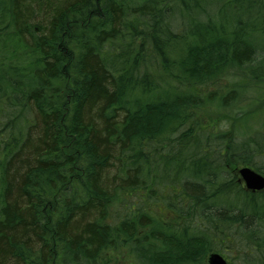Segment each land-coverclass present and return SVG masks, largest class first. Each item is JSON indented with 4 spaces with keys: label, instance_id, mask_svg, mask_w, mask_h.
Here are the masks:
<instances>
[{
    "label": "trees",
    "instance_id": "16d2710c",
    "mask_svg": "<svg viewBox=\"0 0 264 264\" xmlns=\"http://www.w3.org/2000/svg\"><path fill=\"white\" fill-rule=\"evenodd\" d=\"M263 52L264 0H0V264H264Z\"/></svg>",
    "mask_w": 264,
    "mask_h": 264
},
{
    "label": "rangeland",
    "instance_id": "374dc122",
    "mask_svg": "<svg viewBox=\"0 0 264 264\" xmlns=\"http://www.w3.org/2000/svg\"><path fill=\"white\" fill-rule=\"evenodd\" d=\"M216 5L217 2H216ZM250 13H247L246 15H249ZM261 60L262 63L264 64V52L261 55ZM223 83L219 85V89L216 91L217 95H220L222 93H224L229 87L230 84H227V81L224 80L222 81ZM263 91V90H262ZM262 93V92H261ZM258 94V93H257ZM250 95V94H249ZM262 95L264 96V92L262 93ZM245 98H246V92H245ZM249 99V98H248ZM258 99H262L264 100V97H262L261 95H257V98L255 99V102L259 105L260 102H258ZM249 101H246V99L242 98L239 102L238 101H233L231 102L230 106L228 109H226L225 111H219V110H215L214 108H211L210 106H202V108L204 107H208V108H204L203 110H201V113H197L198 118L201 119V121L204 122H211V124H214V126L218 129V128H225L227 129L229 126H234V128L238 130L239 133L244 132L246 130L247 127H256L259 126L257 125L258 119L253 116H249V119H247V122L244 124H238L239 123V118L242 117L241 115H245L246 112H248L247 106L251 105L252 103H250ZM254 105V109L250 110L251 112H249L248 114H253L256 110H260L262 109L263 111L258 115V117L262 118V113H264V104L262 105ZM211 108V109H209ZM241 125V126H240ZM230 250H233L235 247V244H229L228 245ZM226 250H228V248H225ZM121 252L118 251H110L106 256V261L107 264H135V262L128 256V254L124 251V250H120ZM245 248L242 249L240 251V253H238L236 250L233 251H228V253H226V259L228 260V264H245L244 263V258L246 257L245 255ZM221 253V252H219ZM224 254V253H222ZM256 257H250V264H254V262H256L257 258H258V254L255 255ZM255 259V260H254ZM247 262V261H246Z\"/></svg>",
    "mask_w": 264,
    "mask_h": 264
},
{
    "label": "water",
    "instance_id": "95a60500",
    "mask_svg": "<svg viewBox=\"0 0 264 264\" xmlns=\"http://www.w3.org/2000/svg\"><path fill=\"white\" fill-rule=\"evenodd\" d=\"M237 173L246 190L258 192L264 190V175L255 171L250 166L238 168ZM208 264H227L226 259L217 252H211L207 256Z\"/></svg>",
    "mask_w": 264,
    "mask_h": 264
}]
</instances>
